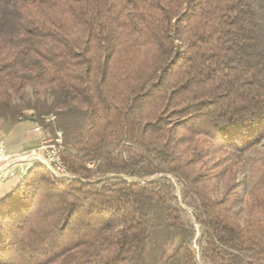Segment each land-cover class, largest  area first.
Segmentation results:
<instances>
[{"label":"trees","instance_id":"1","mask_svg":"<svg viewBox=\"0 0 264 264\" xmlns=\"http://www.w3.org/2000/svg\"><path fill=\"white\" fill-rule=\"evenodd\" d=\"M29 84L70 101L0 112L60 130L73 177L36 162L0 199V264H146L153 207L173 264H264V168L241 224L205 164L264 138V0H0V89Z\"/></svg>","mask_w":264,"mask_h":264},{"label":"rangeland","instance_id":"2","mask_svg":"<svg viewBox=\"0 0 264 264\" xmlns=\"http://www.w3.org/2000/svg\"><path fill=\"white\" fill-rule=\"evenodd\" d=\"M0 94H8L9 102L23 109L22 113H28V107L34 106L40 109L51 107L52 110L70 101V95L53 84H29L19 93L11 90L0 89ZM34 111V110H32ZM210 194L215 197L223 195L230 198V208L239 223L243 224L256 218L246 209V199L250 188L257 176L264 168V138L241 154L210 150L205 157ZM177 191L178 183L172 179ZM189 215L191 210L188 209ZM154 232L146 244V264H173L170 257L181 239L177 233L169 231L163 222V216L157 207L151 209ZM196 236L193 246L198 251V237L200 235L198 225H195ZM57 264V263H52Z\"/></svg>","mask_w":264,"mask_h":264},{"label":"crops","instance_id":"3","mask_svg":"<svg viewBox=\"0 0 264 264\" xmlns=\"http://www.w3.org/2000/svg\"><path fill=\"white\" fill-rule=\"evenodd\" d=\"M52 136L48 130H36L31 119L0 112V140L4 143V154L9 156L7 160L0 161V199L20 182L24 176L21 170L37 162L34 156L42 155L39 147Z\"/></svg>","mask_w":264,"mask_h":264},{"label":"built area","instance_id":"4","mask_svg":"<svg viewBox=\"0 0 264 264\" xmlns=\"http://www.w3.org/2000/svg\"><path fill=\"white\" fill-rule=\"evenodd\" d=\"M45 121H50L54 119V115L49 114L45 115ZM35 129L38 131L44 130V128L35 122ZM3 141L0 140V161H5L9 158L8 155H5L3 152ZM39 149L42 150L41 156H34L37 162L44 164L47 170L57 176V177H73V175L67 170L63 157V144H62V132L60 130H56L54 136L49 141L44 142ZM30 167H24L21 172L25 175Z\"/></svg>","mask_w":264,"mask_h":264}]
</instances>
